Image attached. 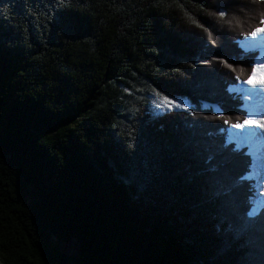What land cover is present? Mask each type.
I'll use <instances>...</instances> for the list:
<instances>
[{"label": "trees", "instance_id": "obj_1", "mask_svg": "<svg viewBox=\"0 0 264 264\" xmlns=\"http://www.w3.org/2000/svg\"><path fill=\"white\" fill-rule=\"evenodd\" d=\"M262 16L253 0H0V264H264L251 158L223 124L246 116L229 88Z\"/></svg>", "mask_w": 264, "mask_h": 264}, {"label": "rangeland", "instance_id": "obj_2", "mask_svg": "<svg viewBox=\"0 0 264 264\" xmlns=\"http://www.w3.org/2000/svg\"><path fill=\"white\" fill-rule=\"evenodd\" d=\"M256 39L261 40V43H259L260 45L256 46V48H251L252 49L251 50L249 45L247 44V43L250 44V42L253 41L252 39H248L247 41L245 40L246 42L243 41L242 46H243L245 52L256 51L258 53L257 63H264V36H259ZM239 89H242L241 86L239 87ZM246 91H248V90H245V92H244V90H234V89L231 90L232 93H235V94L237 93V95L239 94V97L241 99H243L244 106L247 109L246 116H248L251 119H258V117L256 118V116L264 117V112H261V111L256 112L255 103L258 101L257 97H256L257 94H248ZM255 91H258L260 93L259 96H261V94H262L263 95L262 97L264 98V90L255 89ZM246 94L248 95L247 99L244 98ZM153 101H156L161 106L157 107L156 103H153ZM262 101H264V100H262ZM176 102H178L179 104H181L184 107H187L188 109L190 108L188 101L185 99L179 98L177 100H174L173 105ZM151 103H152V109L156 114H162L164 112H168L171 110L184 111L183 108H175L174 106H172L170 108L165 107L164 106L165 101L161 100L160 98H157V97H151ZM252 107L253 108L255 107V108L252 110ZM200 108L202 110L210 109L211 113H213V115H215V116L221 115V110L216 105L201 103ZM240 131L241 130H237V129L232 128L228 132V136L232 135L233 137L232 138L228 137V141L239 139V142H241V141L243 143L251 142L253 144V146L248 149V154L250 155L251 159H250V166H249L250 172H249L248 176H246V179L250 181L249 183H251V186L254 189L253 190L254 194L250 200L252 205H253L251 211L257 212V211H259V209L264 208L263 195L260 194L261 192H263L262 186L264 183V155H263L264 154V151H263L264 147L259 144L260 140L258 138L259 136H262V138H264V132H261L259 129H251V131H254L257 134L255 136L257 141L255 142V145H254V143L252 142L253 137L250 139V141L246 142L245 139L243 141V138H245V135L244 136L241 135ZM247 131H249V130L245 129V133ZM257 145H259L260 147H263V148L255 149V147ZM65 249H66V253L68 255H71L73 253V249L69 245H67V247H65Z\"/></svg>", "mask_w": 264, "mask_h": 264}, {"label": "snow or ice", "instance_id": "obj_3", "mask_svg": "<svg viewBox=\"0 0 264 264\" xmlns=\"http://www.w3.org/2000/svg\"><path fill=\"white\" fill-rule=\"evenodd\" d=\"M254 3L257 4H264V0H253ZM219 15L221 18L224 16L223 11H219ZM259 27L253 28L249 33L248 37L251 38L252 40H255L259 36H264V16L261 17L259 20ZM200 25H197L199 27ZM207 30V29H205ZM221 63H224V61H221ZM224 67L228 68L230 71L233 73L236 72V68L233 67L232 64L224 63ZM241 73L244 72V69H240ZM234 79L237 82H242L244 85H247L248 88L250 89H260L264 90V63H253L250 65V71L248 72L247 78L241 81V76L240 75H235ZM155 91V90H154ZM157 96H160L159 92H156ZM161 100L165 101L164 106L165 107H172L174 106L175 108H183L184 111H188L187 107L182 106L178 102H176L173 105L172 100H167L165 97H160ZM245 99L248 98V95L246 94ZM153 103H156L157 107H160L161 105L158 104L156 101H153ZM223 124L229 125L233 129L237 130H245L248 129L244 135H245V141L247 142L250 140L252 137H255L257 134L254 131H251V129H259L261 132H264V117H261L259 119H251L248 116H244L243 120L241 121L239 117L237 118V122L230 123L228 119L223 120ZM261 195H264V192L260 193ZM249 215H252V213H249Z\"/></svg>", "mask_w": 264, "mask_h": 264}, {"label": "bare ground", "instance_id": "obj_4", "mask_svg": "<svg viewBox=\"0 0 264 264\" xmlns=\"http://www.w3.org/2000/svg\"><path fill=\"white\" fill-rule=\"evenodd\" d=\"M248 39H251V38H248ZM248 39H246V41L248 40ZM245 41V42H246ZM259 43H261V40L259 39V40H257V39H255V40H253V41H251L250 42V44L249 43H247L248 45H249V47H250V49L251 48H256V46H258V45H260ZM252 50V49H251ZM241 86V88L242 89H239V87ZM234 90H244V92H245V90H248V91H246L248 94H257V102L255 103V107H256V112L257 111H261V112H264V101H262V100H264V98L262 97L263 95L261 94V96H259L260 95V93L258 92V91H255V89H250V88H248V86L247 85H244V84H241V85H239V86H237V87H234L233 88ZM262 97V98H261ZM254 107V108H255ZM253 107H252V110L254 109ZM258 117V119L259 118H261V117H259V116H256V118ZM259 138V140H260V142H259V144L261 145V146H263L264 147V138H262V136H259L258 137ZM244 139L245 138H243V141H244ZM248 141H250V140H248ZM257 141V139L255 138V137H253V143H254V145H255V142ZM249 143H251V142H249ZM253 145V144H252ZM263 147H260L259 145H257L256 147H255V149H261V148H263ZM264 151V150H263ZM264 155V154H263ZM261 161V160H260ZM253 168V167H252ZM262 190H263V192H264V187L262 186ZM263 199H264V195H263Z\"/></svg>", "mask_w": 264, "mask_h": 264}]
</instances>
